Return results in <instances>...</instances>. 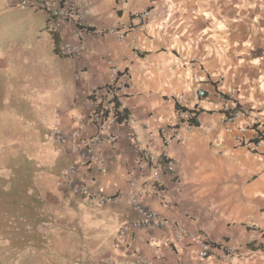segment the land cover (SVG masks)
Segmentation results:
<instances>
[{
  "label": "crops",
  "instance_id": "crops-1",
  "mask_svg": "<svg viewBox=\"0 0 264 264\" xmlns=\"http://www.w3.org/2000/svg\"><path fill=\"white\" fill-rule=\"evenodd\" d=\"M9 3L8 11L14 10ZM86 8L87 30L80 39L86 53L75 59L60 54L63 46L79 42L74 26L49 30L43 12L28 10L45 16L52 35L54 60L40 70L51 75V97L38 104L41 132L49 131L64 161L56 180L75 164L77 174L65 189L70 196L87 202L76 193L79 187L116 196L111 204L92 207L109 236L98 258L116 264H135L138 256L154 264H264V136L255 139L264 129V0H87ZM143 10L150 15L142 29L122 40L104 32ZM32 21L26 17L13 25ZM109 59L130 73L129 88L119 98L128 118L111 127L114 148L99 145L104 160L97 168L89 165L83 141L96 133L90 96L109 83ZM177 105L196 111L197 125L164 148L159 133L176 123ZM236 106L240 116L227 119L224 112ZM239 129H245L241 143L235 140ZM252 141L255 151L249 149ZM165 159L174 165L176 180L164 171L162 203L151 197L146 204L182 226L186 237L173 244L164 228H138L119 237L123 225L140 219L126 171L133 170L141 185L151 171L146 160L151 166ZM203 240L213 250L200 260Z\"/></svg>",
  "mask_w": 264,
  "mask_h": 264
},
{
  "label": "rangeland",
  "instance_id": "rangeland-1",
  "mask_svg": "<svg viewBox=\"0 0 264 264\" xmlns=\"http://www.w3.org/2000/svg\"><path fill=\"white\" fill-rule=\"evenodd\" d=\"M30 12L0 0V264H96L107 227L95 204L59 189L64 161L39 127L54 59L45 16ZM26 17L34 22L13 25Z\"/></svg>",
  "mask_w": 264,
  "mask_h": 264
},
{
  "label": "built area",
  "instance_id": "built-area-1",
  "mask_svg": "<svg viewBox=\"0 0 264 264\" xmlns=\"http://www.w3.org/2000/svg\"><path fill=\"white\" fill-rule=\"evenodd\" d=\"M9 7H14L19 10L33 9L35 11L43 12L47 17L50 24L49 30L61 28L63 25L70 24L75 28V37L79 40L76 44H67L62 47L60 54L64 58L75 59L79 58L86 53L85 45L80 41L83 33L87 30L85 23V15L88 12L86 8L87 0H9ZM150 12L143 10L142 12H136L129 16L128 20L120 22L117 26L108 28L104 32L109 33L117 40H122L127 33L132 31H138L142 29L148 19ZM133 51L140 52L138 45L133 46ZM108 73L110 76L109 83L101 89L95 91L92 96L93 110L90 114V121L96 127V133L87 139H84L83 146L89 151L88 163L93 164L97 168H101L103 165V154L98 151V147L102 143H107L110 147L114 148L117 143V136L111 131V127L117 123L118 114L121 108L117 106L119 104V98L122 96L130 85V73L128 69H121L111 59L106 61ZM203 92H200L197 96H203ZM177 119L174 125L168 126L162 129L159 133L162 146L164 148L170 146L173 143L179 142L185 139L187 130L193 125L190 124V114L177 105ZM240 116L239 112L229 118V120L237 119ZM241 134L235 137L236 142L241 143L243 141L242 134L245 129H239ZM264 136V129H259L255 133V139L261 140ZM251 151L256 150V144L252 141L249 144ZM96 151V152H95ZM141 162H138V166H141ZM144 167L151 168L149 177L139 185L135 172L131 169L125 173L126 183L130 190L134 191L131 198V205L134 210L140 215V219L131 225H123L118 230V236L124 237L126 232L138 228H164L171 236V242L173 244L179 243L186 237V232L182 226L177 222L164 217L159 213L148 208L146 201L148 198L157 197L162 203V175L163 172L169 173L173 180H176L175 167L167 159L163 160L161 164L147 165V160L144 163ZM150 164V162H149ZM77 174V166L75 164L68 166L62 171V174L57 182V186L61 190H65L70 179ZM77 194H82L84 198L89 202L95 204V206L103 207L107 204H111L116 200L115 195H97L87 192L82 188L76 189ZM213 247L206 241H202L197 248V258L200 260L206 259L210 256ZM96 264H116L113 258H104ZM135 264H154L151 261L145 259L142 256H138ZM157 264H171V263H157ZM176 264H184L178 262Z\"/></svg>",
  "mask_w": 264,
  "mask_h": 264
},
{
  "label": "trees",
  "instance_id": "trees-1",
  "mask_svg": "<svg viewBox=\"0 0 264 264\" xmlns=\"http://www.w3.org/2000/svg\"><path fill=\"white\" fill-rule=\"evenodd\" d=\"M88 29L91 30V28H88ZM90 98L92 99V96H90ZM117 106H119L118 103H117ZM181 109L189 112V114H190V118H189L190 124L193 125V126L197 125V123H196L197 112L194 111V110H186L184 108H181ZM237 110H238V108L236 106L234 109L225 111L224 113H225L226 118L227 119L232 118L236 114ZM127 118H128L127 112L125 110H120L119 114H118V121L119 122H126ZM254 141H256V140H254Z\"/></svg>",
  "mask_w": 264,
  "mask_h": 264
}]
</instances>
